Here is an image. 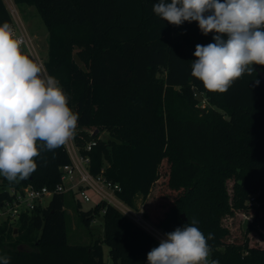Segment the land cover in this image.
I'll use <instances>...</instances> for the list:
<instances>
[{
	"label": "trees",
	"instance_id": "16d2710c",
	"mask_svg": "<svg viewBox=\"0 0 264 264\" xmlns=\"http://www.w3.org/2000/svg\"><path fill=\"white\" fill-rule=\"evenodd\" d=\"M13 2L35 6L48 30L44 66L60 80L69 106L79 114L74 139L89 156L91 173L103 169L106 179L120 185L118 197L138 211V201L150 197L168 153L166 185L179 195L161 218L146 211L145 219L165 234L195 218L205 236L214 234L208 241L210 260L264 264V237L256 230L257 224L264 229V84L257 72H264V66L254 65L253 75L245 74L225 93L208 92L191 76V65L196 45L213 43L215 33L203 35L195 21L176 26L161 20L152 11L158 0ZM4 21L13 23L0 0V23ZM195 92L203 93L206 107L196 106ZM91 126L97 133H86ZM102 129H109L115 139H97ZM222 132L257 149L259 162L215 165L216 135ZM92 139L97 142L86 151ZM35 160L37 169L28 179L10 183L3 178L0 191L28 184L53 187L70 157L63 145L54 153L41 152ZM233 175L231 206L225 180ZM256 193L260 205L253 208L243 239L228 240L222 217L228 211H248L245 202ZM66 204L65 194H54L45 208L22 215L16 232L9 221L0 223V256H8L10 264H106L105 243L113 264H148L147 253L159 245L130 217L103 201L86 211L77 204L78 217L87 228L104 209L103 238L70 244Z\"/></svg>",
	"mask_w": 264,
	"mask_h": 264
},
{
	"label": "clouds",
	"instance_id": "9594fccd",
	"mask_svg": "<svg viewBox=\"0 0 264 264\" xmlns=\"http://www.w3.org/2000/svg\"><path fill=\"white\" fill-rule=\"evenodd\" d=\"M152 11L170 24L195 21L203 35L215 33L213 43L196 45L191 65V76L208 92L225 93L253 75L254 65L264 66V0H158ZM24 46L12 24L0 23V176L10 183L28 179L41 152L54 153L73 139L79 120L60 80ZM198 223L194 218L165 233L147 253L148 264H220L209 259L214 234L205 236ZM0 264L10 258L0 256Z\"/></svg>",
	"mask_w": 264,
	"mask_h": 264
},
{
	"label": "rangeland",
	"instance_id": "374dc122",
	"mask_svg": "<svg viewBox=\"0 0 264 264\" xmlns=\"http://www.w3.org/2000/svg\"><path fill=\"white\" fill-rule=\"evenodd\" d=\"M8 9L11 8V5L16 10L21 22L23 23L25 29L29 33L32 42L33 48L36 54L44 61L47 57V50H48V30L38 13L35 6L27 5V4H16L13 0H4ZM14 24V23H13ZM17 32L19 33L16 26H13ZM25 51L32 57L30 51L26 46H24ZM198 99L196 106L200 108H204L207 105V101L203 93H195L194 96ZM86 133L91 134L96 130L95 126H91L86 128ZM230 133L222 132L218 133L216 136H219V143L217 146L215 145L214 153H213V161L216 163L215 165H220L221 163H227L230 165H239L245 163H251L255 161L256 163L259 162L260 159H257V149L252 150L248 148L242 138L235 140L230 138ZM83 141H85V136H83ZM102 141L110 142L114 138V134L110 132L109 129H102L98 134V138ZM220 142H225L227 146H222ZM232 156V161L230 162ZM169 154L165 153L160 168L158 170V179L155 182V185L152 188V192L149 198H147L144 202L140 203L138 201L139 210L138 213H141L142 217L145 219L146 211L149 213L150 216H153L156 219L161 218L166 210L173 205L175 199L179 195V191H172L166 185V175L168 173V159ZM255 159V160H254ZM3 176H0V188L1 184L4 181ZM235 183L236 179L235 176L228 177L225 180V185L227 192L229 194V202L231 203V198L235 191ZM89 194L92 198L90 202H81L80 210L86 211L89 208H94L95 204L100 201L99 196L94 194L92 191H89ZM65 199L67 204L65 206L67 212V234H68V242L70 244H89L96 238H103L104 235V228H103V213L100 210L96 215L91 223L90 227L87 228L83 225L78 217V207L76 198L72 194H65ZM51 197H46L43 200V204L49 203ZM245 206L248 211L242 212L241 215L240 211H232L227 212L221 219V226L230 232L227 239H233L235 241H239L243 239L245 230L248 227L249 222H251V213L253 208H258L259 206L249 205L247 201L245 202ZM137 212V211H136ZM241 219H240V217ZM146 220V219H145ZM5 221V217L0 216V223ZM148 221V220H147ZM149 222V221H148ZM12 226L15 227V231H17V227L19 223L17 221L10 222ZM149 224H153L152 222ZM153 226V225H152ZM257 229L259 233L264 237V229H261L257 224ZM157 228L156 226H154ZM158 229V228H157ZM252 230H250V233ZM255 231V230H254ZM251 235V234H250ZM103 258L106 264H113L110 255H109V247L103 243Z\"/></svg>",
	"mask_w": 264,
	"mask_h": 264
},
{
	"label": "built area",
	"instance_id": "2783aa9c",
	"mask_svg": "<svg viewBox=\"0 0 264 264\" xmlns=\"http://www.w3.org/2000/svg\"><path fill=\"white\" fill-rule=\"evenodd\" d=\"M12 17V25L16 26L19 33L25 40V46L30 51L32 58L44 66V61L36 54L33 48L32 39L21 22L16 10L11 5L8 9ZM198 93V92H195ZM194 93V94H195ZM97 140L92 139L88 141L84 149L89 151L92 146L96 144ZM67 153L70 157V162L64 164L60 170V180L53 186L35 187L31 184L25 186H6L0 191V216L5 217V220L19 221L23 214H30L37 208H45L49 203L43 204L46 197H51L54 194H72L78 203L90 202L92 200L89 191L99 196L100 201L112 205L123 214L130 217L139 226L149 232L159 242L164 237L160 229L155 228L147 220H145L141 213L136 212L127 203L118 197L121 191L119 184L114 183L105 178L102 174L103 169L97 175L91 173L89 169L90 158L88 155H83L75 139L69 140L65 145ZM5 193V195H4ZM258 193L251 195L247 200L249 205L259 206L257 201ZM104 209H102V213Z\"/></svg>",
	"mask_w": 264,
	"mask_h": 264
},
{
	"label": "water",
	"instance_id": "95a60500",
	"mask_svg": "<svg viewBox=\"0 0 264 264\" xmlns=\"http://www.w3.org/2000/svg\"><path fill=\"white\" fill-rule=\"evenodd\" d=\"M258 72V74L260 75V80H261V82L264 84V72H261V71H257ZM95 133H97V130H95L94 132H93V134H95ZM184 217V216H183ZM16 232V231H15Z\"/></svg>",
	"mask_w": 264,
	"mask_h": 264
}]
</instances>
